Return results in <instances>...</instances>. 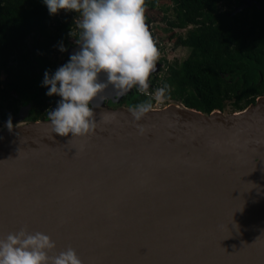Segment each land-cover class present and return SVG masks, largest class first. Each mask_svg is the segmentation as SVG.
Returning a JSON list of instances; mask_svg holds the SVG:
<instances>
[{"label": "water", "instance_id": "obj_1", "mask_svg": "<svg viewBox=\"0 0 264 264\" xmlns=\"http://www.w3.org/2000/svg\"><path fill=\"white\" fill-rule=\"evenodd\" d=\"M134 89L106 88L84 138L49 121L0 129V237L26 226L82 264H264V95L227 114L171 103L138 122L104 105Z\"/></svg>", "mask_w": 264, "mask_h": 264}, {"label": "clouds", "instance_id": "obj_2", "mask_svg": "<svg viewBox=\"0 0 264 264\" xmlns=\"http://www.w3.org/2000/svg\"><path fill=\"white\" fill-rule=\"evenodd\" d=\"M49 15L60 11L78 14L79 50L51 76L45 71L42 87L59 101L49 111L50 131L62 138H84L97 127L90 105L112 87L117 97L136 88L141 94L166 100V88L149 93V78L159 53L146 25V0H43ZM63 52L65 49L60 48ZM103 75V80L101 76ZM151 89V88H150ZM153 100L129 109L134 122L152 110ZM110 122L115 113H105ZM11 124L9 117L8 124ZM142 131V126L137 125ZM56 243L41 232L21 227L0 237V264H82L71 247L55 251Z\"/></svg>", "mask_w": 264, "mask_h": 264}, {"label": "trees", "instance_id": "obj_3", "mask_svg": "<svg viewBox=\"0 0 264 264\" xmlns=\"http://www.w3.org/2000/svg\"><path fill=\"white\" fill-rule=\"evenodd\" d=\"M160 1L168 2L171 7H165ZM256 1L260 4L264 0ZM229 2L146 0V18L151 17L152 10H160L166 21L165 31L186 29L184 36H176L175 45L189 49L187 58L179 64L168 65L164 77L159 83L155 80L150 91L160 85L166 88V99L205 114L223 111L228 105L242 110L255 102L250 96L264 93V79L259 80L257 73L258 69L264 70V28L256 27L254 19H244L242 15L247 11L233 17L227 11L221 12L220 5L229 6ZM170 10L172 17L168 18L165 14ZM46 13L43 0H0V74L7 71L13 77L22 76V63L30 62L24 39L31 31L49 35L44 26ZM252 13L260 16L263 11L255 8ZM65 30L64 26L54 33L57 41L65 39ZM35 60L41 61L37 57ZM12 87L16 86L8 85L4 90L0 87V106ZM135 94L129 99L131 107L148 100L154 103L153 97L140 94L137 89Z\"/></svg>", "mask_w": 264, "mask_h": 264}, {"label": "flooded vegetation", "instance_id": "obj_4", "mask_svg": "<svg viewBox=\"0 0 264 264\" xmlns=\"http://www.w3.org/2000/svg\"><path fill=\"white\" fill-rule=\"evenodd\" d=\"M231 1L233 2L232 5L231 2H229V6L224 10L220 8V11H227L228 16L230 17H233L237 13L243 14V12L247 11L242 15V17L247 21L254 19L256 21V27L260 26V29L262 27L264 28V1L259 4L256 0H248L249 5L239 12H235L236 9L246 3V1ZM255 8L263 11V13L260 14V16L255 15L252 13ZM248 11L250 12L248 13ZM44 18V26L49 35L47 36L31 31L24 39V43L27 45L29 50L28 57L30 62L27 61V63H22L20 68L22 71V76L13 77L10 73H7V71H2L0 74L1 89H7V86L12 84L16 86L15 88L12 87L8 89V97L3 101L1 100L0 129L8 126H14L18 123L28 124L32 122L48 121L49 111L54 110L59 101V97L57 96H47L46 92L48 89L46 87H42L41 85L45 71H48L49 75L51 76L60 66H63L69 61L71 56L70 50L77 46V41L79 40L80 30L77 27L79 18L78 14L76 13H64L61 11L55 15H49V13H46ZM146 22L150 26L151 35L153 36V41L159 53L161 48L154 32L153 19L151 17L149 19L146 18ZM249 24L250 27H252L253 24ZM64 26L67 28V30L64 31L65 39H60L57 41L54 33L56 31H60ZM61 47H63L65 51L61 52ZM36 57L41 60V63L35 60ZM161 58L162 57L158 56L156 61V63L159 64V70L157 72H152L150 75L149 83L151 85L155 80H157L161 73L167 70L168 65L175 64L168 63V65L165 67L166 61L165 59ZM23 73L26 77L25 79L27 80L24 79ZM31 73L32 76H29ZM257 73L259 75V80H263L264 70L258 69ZM135 93L136 89H134V92L122 97L119 101L113 102L111 99L105 100L104 105L108 108H131L129 105V99L134 98L136 96ZM263 95L264 93L258 94L256 96L252 95L250 98H254L255 101L257 98ZM228 106L231 107V105ZM246 107H244L242 110H244ZM242 110L232 109L230 113L239 112ZM222 112L225 111L223 110ZM9 117H11V124L7 125Z\"/></svg>", "mask_w": 264, "mask_h": 264}, {"label": "rangeland", "instance_id": "obj_5", "mask_svg": "<svg viewBox=\"0 0 264 264\" xmlns=\"http://www.w3.org/2000/svg\"><path fill=\"white\" fill-rule=\"evenodd\" d=\"M160 4L164 5L165 7H171L170 4L168 2H162L160 1ZM230 4V3H229ZM233 4V2L231 1V5ZM228 7V5L226 4H222L221 5V9L224 10ZM160 11V10H159ZM158 9H154L150 12L149 15H151V18L153 19L154 22V32L156 35V38L158 40V43L160 44V48L161 50L159 51V56L162 57L161 59H165L166 64L165 67L168 65V63H181L185 58H187L188 54H189V49L183 46H176L175 42H176V36L180 35V36H184L185 35V31L186 29H183L181 31H177V30H173V31H165L164 29L166 28V21L162 18V13L159 12ZM64 12V11H61ZM66 13V12H64ZM67 13H71V12H67ZM168 18L172 17V13L171 10L167 12ZM175 33L173 35V37H169L170 34ZM164 73H161L160 76L157 78V82L159 83L160 80L164 77ZM159 88V86L157 87ZM154 99V97H153ZM171 103H176V101L174 100H169L166 99L163 103H159V102H155L153 103V107L152 108H156V109H161ZM179 103V102H178ZM224 113H230L232 111V107L227 106L226 109L224 110Z\"/></svg>", "mask_w": 264, "mask_h": 264}, {"label": "built area", "instance_id": "obj_6", "mask_svg": "<svg viewBox=\"0 0 264 264\" xmlns=\"http://www.w3.org/2000/svg\"><path fill=\"white\" fill-rule=\"evenodd\" d=\"M159 88H161L160 85H159ZM156 89H158V88H155L153 91H150V89H149L148 91H149V93H154ZM140 94H141V93H140ZM145 95H146V94H145ZM146 96H148V95H146Z\"/></svg>", "mask_w": 264, "mask_h": 264}]
</instances>
